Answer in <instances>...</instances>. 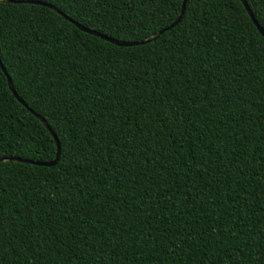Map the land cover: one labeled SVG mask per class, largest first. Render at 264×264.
<instances>
[{
  "label": "trees",
  "instance_id": "1",
  "mask_svg": "<svg viewBox=\"0 0 264 264\" xmlns=\"http://www.w3.org/2000/svg\"><path fill=\"white\" fill-rule=\"evenodd\" d=\"M24 1L0 0V59L59 157L0 160V264H264V36L241 0H185L131 46ZM41 1L120 41L183 3ZM55 154L0 67V159Z\"/></svg>",
  "mask_w": 264,
  "mask_h": 264
},
{
  "label": "water",
  "instance_id": "2",
  "mask_svg": "<svg viewBox=\"0 0 264 264\" xmlns=\"http://www.w3.org/2000/svg\"><path fill=\"white\" fill-rule=\"evenodd\" d=\"M7 2H23L22 0H5ZM24 2H28V3H33V4H39V5H43V6H46V7H49L51 10L59 13L60 15H62L65 19H67L68 21L72 22L73 24H75L79 29L85 31V32H88V33H91V34H94V35H97L111 43H114L116 45H119V46H131V45H137V44H144L146 42H149L151 40H153V37H156L158 36L161 32H163L165 29H168L174 25H176L182 14H183V11H184V5H185V0H183V3L181 5V9H180V12L177 16V18L166 28L164 29H161L160 31H158L155 35L151 36V37H148L146 39H142L140 41H120V40H117V39H114L112 37H109V36H106L104 34H101L100 32H97L95 30H92V29H89L83 25H81L80 23L74 21L72 18L68 17L66 14H64L62 11L58 10L54 5L50 4V3H47L45 1H41V0H25ZM241 2L243 3L247 13L249 14V16L251 17L253 23L255 24V26L257 27V29L259 30V32L264 36V30L262 29V27L258 24L257 20L255 19L253 13H252V10L250 9L248 3L246 2V0H241ZM0 67L2 69V71L4 72V74L6 75V78H7V83H8V86L12 92V94L16 97V99L22 103L30 112L33 113V115L35 117H37L41 123H43L45 125V127L47 128V130L50 132L51 136L53 137L55 143H56V154L54 156L53 159L49 160V161H38V160H32V159H26V158H21V157H10V158H1L0 160H6V159H10V160H15V161H18V162H23V163H31V164H36V165H42V166H52L54 165L57 160H58V157H59V143H58V139H57V136L54 134V132L52 131V129L50 128V126L45 122L44 118H42L39 114H37L36 112H34L32 109H30L25 103L24 101L19 97V95L16 93L15 89L13 88L12 86V83H11V79L6 71V69L4 68V66L2 65V62H1V59H0Z\"/></svg>",
  "mask_w": 264,
  "mask_h": 264
},
{
  "label": "snow or ice",
  "instance_id": "3",
  "mask_svg": "<svg viewBox=\"0 0 264 264\" xmlns=\"http://www.w3.org/2000/svg\"><path fill=\"white\" fill-rule=\"evenodd\" d=\"M153 39H158L157 36L156 37H153Z\"/></svg>",
  "mask_w": 264,
  "mask_h": 264
}]
</instances>
